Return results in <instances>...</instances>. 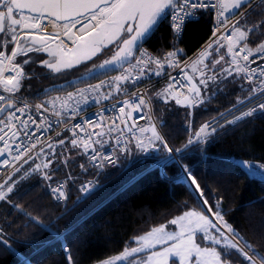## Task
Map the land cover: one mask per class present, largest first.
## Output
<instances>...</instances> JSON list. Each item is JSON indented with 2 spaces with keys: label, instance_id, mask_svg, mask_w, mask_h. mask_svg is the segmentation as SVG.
<instances>
[{
  "label": "snow or ice",
  "instance_id": "6c2138e0",
  "mask_svg": "<svg viewBox=\"0 0 264 264\" xmlns=\"http://www.w3.org/2000/svg\"><path fill=\"white\" fill-rule=\"evenodd\" d=\"M257 7L259 5L254 0H0V48L11 46L10 55L0 50V162L13 166L8 179L0 184L3 211L15 210L28 216L30 221L41 224L42 220L29 215L24 211L25 206L13 200L18 189L34 175L39 174L43 181L49 182L47 188L59 202L67 201L69 197L67 181L76 184L81 175L94 170L92 180L78 185L80 194L73 203L75 207L103 186L100 177L104 180L109 178V166L126 167L138 153L159 154L155 163L160 174L172 179L168 177L167 169L178 167L181 177L194 186L197 200H202L200 207L203 211L184 212L170 222L177 225L178 231H166L164 226L155 228L138 238L137 247L130 250L125 247L115 260L106 259L103 264H115V261L127 260L133 254H143L145 250H149L146 258L135 259L134 264H176V261L178 264H232L234 253L230 250L239 254L246 264H264V255L253 254L255 250L249 244H241L237 230L225 215L214 210L215 205L209 206L206 193L190 166L181 164L174 155L195 145L201 146L203 155V145L213 141L217 134L258 112L264 113V8L256 11ZM241 9L244 10L241 12ZM212 11L215 13L212 42L192 62L193 72H199L198 84L185 71L187 64L180 67L177 57L186 54L184 49L176 48L163 57H153L143 48V43L165 19L177 34L178 42L179 34L190 20L198 21L201 15ZM234 15L237 18L232 21L231 16ZM45 20L59 31L39 34L46 26ZM62 37L67 38L72 46H67ZM221 39L226 41L230 60L225 61L224 56H219L212 60L211 67L205 65V58L210 57L208 49L217 46L215 51L218 53L225 46L220 43ZM250 44H255V47H250ZM109 46L115 48L110 58L101 63H91ZM42 53H46L48 58H41ZM165 61L167 67L179 68V75L169 74L168 78L173 83L154 95H149L147 88L130 92L129 86L136 87L152 76L161 77ZM87 63H91V67H87ZM29 65L45 69V76L48 73H79L75 79L53 85L55 90L96 79L109 72L119 70L120 74L77 88L64 97L44 100L33 108L28 103V97L33 94L31 85H26V81L39 78L41 74L33 75L34 69ZM198 65L202 67L197 68ZM82 66L84 70L79 72ZM228 82L242 91L245 83L250 85L248 96L238 98L230 108L219 111L195 127V109L204 107L207 111L206 106L215 97L217 89ZM186 86L187 95L179 90ZM172 100L177 106L192 109L186 113L190 119L185 125V130L191 129V134L182 148L175 149L157 130L163 127L164 121L158 125L151 115L154 102L168 104ZM90 101L103 107L82 122L68 124L55 137H49L47 141L41 139L66 118L75 120L82 110L81 105ZM246 104L252 106L241 111ZM106 112L118 114L106 115ZM108 120H111L110 124L106 123ZM141 120L147 121V125L141 126ZM85 125L101 130L88 134ZM77 129L87 138L77 135ZM63 132H71L72 137L57 139ZM78 156L86 158L79 164L80 173L72 175L69 172L64 182L52 186L54 175L61 171V166L70 169ZM247 166L251 170V166ZM260 167L264 168V165ZM71 210L66 207L65 214ZM205 212L211 213L214 220ZM17 218L19 215L11 221L6 216L0 217V247L13 255L16 250L12 249L10 241L13 237L8 229ZM21 230L18 227L14 232ZM22 243L27 245L30 241ZM156 245H161V249L156 250ZM65 256L67 264H78L70 248L65 249ZM17 259L19 264H31L30 258L23 254Z\"/></svg>",
  "mask_w": 264,
  "mask_h": 264
},
{
  "label": "trees",
  "instance_id": "16d2710c",
  "mask_svg": "<svg viewBox=\"0 0 264 264\" xmlns=\"http://www.w3.org/2000/svg\"><path fill=\"white\" fill-rule=\"evenodd\" d=\"M255 3L259 5L256 11L264 8V0H257ZM242 10L244 9L240 11ZM210 25V13L201 15L198 21L190 20L177 42L176 35L165 19L143 45L158 57H163L176 48L184 49L186 54L180 56L186 58L207 40ZM249 46L255 47V44ZM43 56L48 58L46 53L40 54L41 58ZM224 57L225 61L229 60L228 55L225 54ZM28 67L34 69L33 75L41 74L39 78L26 81V85H31L33 93L28 100L36 104L53 97H62L67 91L83 83L117 74L116 71L109 72L96 79L55 90L52 86L62 85L66 79H58L56 74L51 73L45 76L43 73L46 70L35 65ZM154 78L152 76L145 80ZM164 87L165 80H159L147 90L149 95H154ZM45 89L48 91H44ZM244 89L242 91L230 82L220 85L215 97L207 104V111L204 107L195 109V127L198 128L219 111L230 108L238 98L247 97L250 85L245 83ZM201 90L203 91L202 86ZM152 109L158 123L164 121L160 128L168 142L174 148H181L191 134V129L185 130V125L190 119L186 113L192 109L177 106L173 101L168 104L154 102ZM65 136L68 135L63 132L57 139ZM203 151L204 154L201 155L200 145L182 149L179 161L190 166L192 174L206 193L209 206L215 205L214 210H220L225 215V219L237 230L241 244H249L255 250L253 254L264 255V182L249 177L234 162L264 163V113H256L252 118L238 121L236 125L226 128L213 141L203 145ZM158 155L138 153L126 167L109 166V178L104 180L100 177L103 186L75 207L73 203L79 195L78 185L84 178L93 176L94 170L81 175L76 184L67 181L69 197L67 201L59 202L52 199L47 184L40 175H34L18 189L13 200L25 206L24 211L42 220V223L30 221L28 216L18 214L15 210L5 213L4 206H0V217L6 216L11 221L19 215L16 223L8 229L13 237L10 243L12 249L16 250L15 255L0 247V264H19L17 257L21 254L29 257L31 264H67L66 248L72 250L78 264H90L118 254L125 247L136 245L137 236L186 210L203 211L200 207L202 200H197V194L193 192L194 186L181 177L178 167L171 166L167 169L168 177L172 179L160 174L155 163ZM85 159L78 156L75 164L67 170L61 166V171L55 173L53 180L64 178L65 181L69 172L78 175L81 171L79 164L84 163ZM9 174L0 184L8 179ZM217 201L221 203L217 204ZM66 207L72 210L65 214ZM18 227L22 230L14 232ZM26 240L30 241L27 245L22 243ZM230 251L234 253L232 264H246L239 254L234 250Z\"/></svg>",
  "mask_w": 264,
  "mask_h": 264
},
{
  "label": "built area",
  "instance_id": "2783aa9c",
  "mask_svg": "<svg viewBox=\"0 0 264 264\" xmlns=\"http://www.w3.org/2000/svg\"><path fill=\"white\" fill-rule=\"evenodd\" d=\"M238 15V14H237ZM210 16H211V25H210V35L209 37L207 38V40L193 53L191 54L190 56L186 57V58H182L181 56L177 57L178 61H179V64H180V67H185V64H187V67H185V71L188 72L189 75L190 72L188 71V64L189 62L195 58L196 56H198L207 46V44L211 43L212 42V34H213V24H214V21H215V13L214 11L210 12ZM237 16H231V20L234 21L236 20ZM47 21V20H45ZM44 22V21H43ZM48 22V21H47ZM168 22V20H167ZM49 23V22H48ZM169 25V24H168ZM47 29V28H46ZM171 29V28H170ZM184 29V28H183ZM183 29H182V32H183ZM172 31V29H171ZM173 32V31H172ZM43 33H51L49 32V30L47 29L46 31H43L42 33L40 34H43ZM175 34V33H174ZM182 34V33H181ZM179 34V35H181ZM228 34H231V33H225V35H228ZM177 35V34H175ZM221 44H224L225 46L222 47V49L224 50L225 54H227V47H226V41H224L223 39H221L220 41ZM143 48H146L148 50V52L153 56V57H158L157 55L153 54L146 46L143 45ZM138 54V53H137ZM229 57V60H230V56L228 55ZM135 61H133L134 63ZM165 69H164V74L161 76V77H155L153 80H142L141 82H139L136 87H132V86H129L130 87V92L132 91H136L137 89H140V90H143L145 88H148L150 85H152L153 83L159 81V80H165V87L169 84V83H173V81L169 80V74H172V75H179L180 74V71H179V68H176V69H173V68H169L167 67V62L165 61ZM127 67V65L125 66ZM152 68L155 69L156 66L153 64L152 65ZM117 74L119 75L120 74V71H116ZM7 74V73H6ZM135 74V73H134ZM112 76L114 75H108L104 78H99L97 80H94V81H91V82H86V83H83L77 87H75L74 89L70 90L71 92H75V90L77 88H81V87H85L87 84H95V83H98L99 80H102V79H110ZM193 82H195V80L193 79ZM179 87V86H177ZM251 87V86H250ZM176 89H174L175 91ZM180 91L184 92L185 95H187V86L182 88V89H179ZM2 91V90H0ZM70 91H67L65 95H63L62 97L66 96L68 92ZM106 91V90H105ZM123 97H121L122 99ZM175 104V101L172 100ZM28 103L34 108L35 106V102L33 101H30L28 100ZM105 103H110V102H105ZM252 106L251 104H246L245 106H243L240 110L241 111H245L247 110L248 107ZM103 107V105H98L94 102H89L87 105H81V111L79 113V115L76 117L75 120H69L68 118H66L62 123H60L59 125H54L52 130L47 132L45 134V136H43L41 139L44 140V141H47L49 137H55L56 133L57 132H61L62 129H64L68 124H74V123H78V122H82V120L84 118H87V117H91L93 115V113H97L99 111V109ZM49 113H51V108L49 107ZM259 113V112H258ZM106 115H116L118 113H105ZM5 115H7V113H5ZM136 114H134L135 116ZM151 115L153 117V121L155 123H158V121L156 120L155 116H154V113H153V109H151ZM54 120L56 119L55 117H52ZM107 124H110L111 123V120H108L106 121ZM116 123H119V121H116ZM139 124L141 126H146L147 125V121L145 120H141L139 121ZM87 133L88 134H91L92 132H99L101 129H98V128H89L87 125L84 126ZM121 127H123V125H121ZM105 131H107V128L105 127L104 129ZM157 130L162 134V130L160 127L157 128ZM77 132V135L79 136H83L84 138H87V136H85V133L84 132H81L79 129L76 130ZM67 133V135L69 137H72V133L71 132H65ZM165 136V135H164ZM107 138V137H105ZM169 143V142H168ZM170 144V143H169ZM2 146V145H0ZM171 147H173L171 144H170ZM174 148V147H173ZM182 148V147H181ZM175 149V148H174ZM105 151H108V149L106 148ZM176 156V158L179 160V155L180 153H175L174 154ZM234 162L238 163L239 166L241 167V169L244 171V173L246 175H248L249 177L259 181V182H264V168H261L260 166L261 165H264V163H252L250 161H236L234 160ZM247 165H250L251 166V170L249 169V167ZM18 166V165H17ZM13 170V166L12 165H3L2 162H0V183L3 181V179L9 174L11 173V171ZM93 179V176L91 177H87V178H84L82 180L81 183H84L86 181H89V180H92ZM57 182H64V178H61V179H56V180H53L51 182L52 186H55ZM49 182H46V184H48ZM80 183V184H81ZM49 191V190H48ZM50 193V192H49ZM80 194V193H79ZM50 196L52 197V199L54 200L52 194L50 193Z\"/></svg>",
  "mask_w": 264,
  "mask_h": 264
},
{
  "label": "rangeland",
  "instance_id": "374dc122",
  "mask_svg": "<svg viewBox=\"0 0 264 264\" xmlns=\"http://www.w3.org/2000/svg\"><path fill=\"white\" fill-rule=\"evenodd\" d=\"M257 1V0H256ZM27 15V14H26ZM19 17V16H18ZM46 25V24H45ZM49 30V32L53 33V32H56V31H59L58 29H54L51 25V23L47 24L43 31H46L47 29ZM50 28V29H49ZM40 34V33H39ZM62 39H64L62 37ZM66 43V41H65ZM67 46H69L68 44H66ZM70 47V46H69ZM10 48L11 46H9L7 49H3V48H0V50H4L6 52V55H10ZM115 51V48L113 46H110L108 47L104 52L103 54L99 55L98 58H93V61L91 63H101L103 62L104 59H107V58H110V56L113 54V52ZM19 59V58H18ZM91 63H87V67H91ZM84 70L83 66L79 69V72H82ZM6 74V73H5ZM79 73L78 72H72V73H68V74H56V77L58 79H74L76 78V76L78 75ZM118 75V74H116ZM186 211H200V210H196V209H191V210H186ZM184 211V212H186ZM184 212L176 215L175 217H173L172 219H170L168 222L166 223H163L162 225H159L157 227H154L153 229L155 228H159L161 226H164L165 230L166 231H178V227L177 225H172L170 222L171 220L173 219H176L177 217L181 216L184 214ZM206 215H209V217L211 219L214 220V217L211 216V213H205ZM153 229L149 230L148 232H145L139 236H137L135 238V241L138 240L139 237L141 236H146L150 231H152ZM138 244L136 243V245L132 246V247H137ZM204 246V245H202ZM132 247H127L129 250L132 248ZM161 245H156L155 246V249L156 250H160L161 249ZM123 251H121L120 253L118 254H115V255H112V256H109V257H106L104 259H101L99 261H96V262H93V263H90V264H103V261L106 260V259H112V260H115V257L120 255ZM149 254V250H145V252L143 254H133L132 257H129L127 260H119V261H115V264H134V261L135 259H144L146 258V255ZM176 264H178V261H176Z\"/></svg>",
  "mask_w": 264,
  "mask_h": 264
},
{
  "label": "flooded vegetation",
  "instance_id": "af4514ba",
  "mask_svg": "<svg viewBox=\"0 0 264 264\" xmlns=\"http://www.w3.org/2000/svg\"><path fill=\"white\" fill-rule=\"evenodd\" d=\"M215 47H217V46H214V48L213 49H208V51L210 52V57H208V58H205V60H204V64L205 65H208L209 67H211V62H212V60H215V59H218L219 58V56H224V51H223V49L222 48H220V50H219V52L217 53L216 51H215ZM206 50V49H205ZM204 51V50H203ZM200 56H198L197 58H195V59H193L190 63H189V65H188V69H189V71H190V73H192L193 75H196V74H198L199 75V72L197 71V72H193V61L194 60H196V59H198ZM43 58H44V56H43ZM197 68H200V67H202V66H196ZM197 80L199 79V76L196 78Z\"/></svg>",
  "mask_w": 264,
  "mask_h": 264
},
{
  "label": "bare ground",
  "instance_id": "6f19581e",
  "mask_svg": "<svg viewBox=\"0 0 264 264\" xmlns=\"http://www.w3.org/2000/svg\"><path fill=\"white\" fill-rule=\"evenodd\" d=\"M44 24H49L47 21H44L43 22ZM50 29V28H49ZM64 38V37H63ZM64 40L66 41V43L65 44H68L69 46H71V42L69 41V40H67V38H64ZM237 114H239L238 112H237Z\"/></svg>",
  "mask_w": 264,
  "mask_h": 264
},
{
  "label": "water",
  "instance_id": "95a60500",
  "mask_svg": "<svg viewBox=\"0 0 264 264\" xmlns=\"http://www.w3.org/2000/svg\"><path fill=\"white\" fill-rule=\"evenodd\" d=\"M255 1H256V0H255ZM255 1H254V2H255ZM25 14H28V13L26 12ZM109 47H110V46H109ZM198 76H199V75L196 74L194 77L197 78ZM74 79H75V78H74Z\"/></svg>",
  "mask_w": 264,
  "mask_h": 264
},
{
  "label": "crops",
  "instance_id": "0c3cea01",
  "mask_svg": "<svg viewBox=\"0 0 264 264\" xmlns=\"http://www.w3.org/2000/svg\"><path fill=\"white\" fill-rule=\"evenodd\" d=\"M71 46H72V45H71ZM71 46H70V47H71Z\"/></svg>",
  "mask_w": 264,
  "mask_h": 264
}]
</instances>
